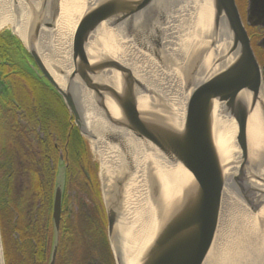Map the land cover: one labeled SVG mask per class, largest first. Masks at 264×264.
<instances>
[{
  "label": "water",
  "instance_id": "obj_1",
  "mask_svg": "<svg viewBox=\"0 0 264 264\" xmlns=\"http://www.w3.org/2000/svg\"><path fill=\"white\" fill-rule=\"evenodd\" d=\"M10 1L18 25L27 17L25 37L11 29L1 30L0 35L21 45L23 70L61 102L90 158L93 140H103L125 159L130 140L124 135L139 142L143 179L132 180L133 165L125 175L110 170L109 200L102 163L93 162L115 264H264V75L247 31L264 29V0H248L246 19L236 0H86L74 34L73 69L68 73L50 69L40 51L41 31L55 27L60 0ZM18 1L28 7L26 12L16 11ZM187 2L205 8V17L195 31L197 21L173 30L181 47L190 33L192 41L188 52L179 50L180 81L170 93L136 76L113 40L117 36L131 41L170 75L172 62L165 59L164 40ZM258 46L264 50V37ZM8 92V85L0 82V93ZM89 106L97 112L95 120L87 116ZM225 132L227 138L221 143ZM63 163L61 157L48 264H55L57 253L67 175ZM166 171L173 173L172 180L160 176ZM134 189L146 209L142 236L147 239L129 255L120 227ZM225 191L245 208L253 241L219 238L227 248L215 262L210 252L217 250ZM244 235L240 231L239 238ZM0 264H5L1 231Z\"/></svg>",
  "mask_w": 264,
  "mask_h": 264
},
{
  "label": "trees",
  "instance_id": "obj_2",
  "mask_svg": "<svg viewBox=\"0 0 264 264\" xmlns=\"http://www.w3.org/2000/svg\"><path fill=\"white\" fill-rule=\"evenodd\" d=\"M15 42L3 34L0 35V79L11 89L12 80L30 82L33 86V89L30 88L31 95L24 89H20L18 95L25 98L23 107L32 122L34 119L40 122L43 131L47 133V139L40 142L38 150L35 149V158L32 156L40 168L39 171V166L31 169L35 174L31 187L27 189L20 190L15 187L14 176L10 175L15 164L10 163V157L6 158L5 150L4 153L0 151V229L5 262L22 264L24 257V264H48L54 236L51 214L58 149L66 153L65 146L68 145L64 201L70 190L75 189L78 204V231H69L71 239L78 240L80 237L88 250V257L83 264H115L108 242L107 219L96 166L75 127L67 139L71 122L65 108L53 93L23 70V50ZM261 64L264 73V61ZM11 96L14 100L13 90ZM10 102L11 98L3 106L8 107ZM39 122L36 121L35 126ZM50 161L54 163L52 168ZM38 202L40 207H37Z\"/></svg>",
  "mask_w": 264,
  "mask_h": 264
},
{
  "label": "bare ground",
  "instance_id": "obj_3",
  "mask_svg": "<svg viewBox=\"0 0 264 264\" xmlns=\"http://www.w3.org/2000/svg\"><path fill=\"white\" fill-rule=\"evenodd\" d=\"M86 0H60V11L55 20V27L51 30L43 29L40 34V51L45 64L51 69V66L56 67L58 70L68 73L73 69L72 62V46L74 40V34L76 27L78 25V20L83 14ZM27 6L18 1L16 4L17 12H26ZM205 8L197 7L196 5H191L188 2L184 4L182 13L179 15L174 22V25L167 30L169 36L166 33V38L164 40L165 59L172 63L169 64L168 73L170 75L162 73L157 63L154 62L147 54L141 53L137 50V47L133 45L131 41L123 42L119 38H112L116 43L117 47L121 49L122 56H124L123 61L127 66L138 76L143 82L147 84H154L158 89L166 91L169 89H175V82L180 81L179 79V66L183 62L178 59L179 50L184 48L187 52L190 50L191 46V34H188L190 38L184 40V45L181 47L180 42L175 43V34L173 30H176L178 24L186 26L189 22L195 23L197 29V24L204 22ZM27 15V14H26ZM185 17V18H184ZM193 18V20H192ZM27 24V17L21 20L20 24H17L15 17L13 16V11L11 7L10 0H0V31L3 29H11L14 33L25 37V28ZM179 29V28H178ZM115 36V35H113ZM181 41V40H180ZM182 52V51H181ZM141 53V54H140ZM164 54V53H163ZM184 53L182 52V55ZM187 55V54H186ZM181 60V61H180ZM176 69V70H175ZM54 72H56L54 70ZM59 80H62L61 76H57ZM171 90L169 92L171 93ZM179 103V101H176ZM87 116L91 120L97 118V112L91 106L87 110ZM129 142L126 149V159L122 155H118V151H115L106 144L103 140L91 141V146L95 155L100 159L102 163V179L104 184L105 198L107 200L111 199L112 196V179L110 176V170L114 169L119 173L118 175H125L128 171L129 165H133L135 168L136 176H131L132 180L143 179L145 171V162L143 156L141 155V148L139 142L130 135H124ZM227 138V132L221 136V143ZM30 159V158H29ZM120 160L121 162H116ZM29 166L28 164H24ZM161 174V173H160ZM160 175L163 180H172L173 173L167 172ZM164 176V177H163ZM139 180V181H140ZM132 194L131 202L127 204V213H125V218L123 220V226L120 227V232L126 238L125 246L131 255L137 250V246L140 248L144 245L146 241V236H142L143 231L146 227L147 213L144 205H142L141 196H139L138 190L134 189ZM136 219V222L133 220ZM251 224L248 223V216L245 212V208L236 203L231 194L225 193L222 197L221 202V213L219 217V224L217 230V236L215 243L218 238H225L229 240H235L238 238L237 242L241 243L243 239L252 242L250 235L252 236L253 231L251 230ZM240 231L245 232L244 238H239ZM247 232V233H246ZM142 238V239H141ZM252 238V237H251ZM211 257L214 258L215 262H219L222 258L220 249L210 252ZM133 259V258H132Z\"/></svg>",
  "mask_w": 264,
  "mask_h": 264
},
{
  "label": "flooded vegetation",
  "instance_id": "obj_4",
  "mask_svg": "<svg viewBox=\"0 0 264 264\" xmlns=\"http://www.w3.org/2000/svg\"><path fill=\"white\" fill-rule=\"evenodd\" d=\"M247 6L248 3L246 0V6L243 10L244 14L247 10ZM263 34L264 31L260 29L250 30L251 41L253 46L255 47L256 52L259 51L258 49H261L257 45ZM10 82L12 89L9 87V92L7 94L0 93V102L3 104H5V102H7L11 97L12 90L15 94L14 100L8 103V107H6L8 112H6V109L3 107L0 110V151L4 153L5 150L7 152L6 158L10 157V159H8L10 163L15 164L10 175L14 176L13 183L15 184V187L21 190L23 188L27 189L31 187L32 178H34L33 174H35L34 172H32V170L35 169V166L36 168L38 166V168H40V165L36 164L37 162L34 159L35 149H39L38 146L40 143L37 142L36 146L34 144V140L36 138L34 133V124L30 120V115L27 114L26 109L23 107V100L25 98L18 95L20 93V89L26 90L31 95L30 88H32L33 86L27 80H12ZM24 164H28L29 166H26ZM69 205L70 199L69 196H67L62 204L55 264H83L88 257V250L82 239L80 237H78V240L71 239L72 235L69 231H72L73 229H75V232L78 231L76 230L78 204L77 212L75 213V215L69 209ZM37 207H40V202H38ZM72 214L73 217L71 218L70 216ZM63 222L64 225L62 224ZM61 230L63 231V234H61ZM25 261L26 259L23 257L22 264H24Z\"/></svg>",
  "mask_w": 264,
  "mask_h": 264
},
{
  "label": "rangeland",
  "instance_id": "obj_5",
  "mask_svg": "<svg viewBox=\"0 0 264 264\" xmlns=\"http://www.w3.org/2000/svg\"><path fill=\"white\" fill-rule=\"evenodd\" d=\"M236 2H237L238 7L240 8V10H243L245 8L246 0H236ZM258 50L259 51L257 53H258L259 61H260V63H263V61H264V50H262V49L261 50L258 49ZM34 120L35 121L33 122V124L36 123V121L39 122L37 119H34ZM34 127H35V129L34 128L33 129H34V133H35V137H36L35 140H34V144L36 146L37 142L40 143V142H43L45 139H47V133H45L43 131L42 126L40 125V122L36 126L34 124ZM59 150L60 149H58V152H59ZM91 151H92V149H91ZM92 153H91L92 162H97L98 163V157L95 154H92ZM52 165H53V162L50 161V168H52ZM37 169L39 171V168H37ZM52 172H53V169H52ZM38 175H39V173H38ZM76 194L77 193H76L75 189L70 190V192L68 193V196H69V199H70L69 209L72 211V213L74 215L77 212ZM131 197H132V195H131ZM73 214L70 216L71 218L73 217ZM73 219H71V220H73ZM17 238H18V236H17ZM215 248L216 249H220V251H221L222 249H225L227 247H226V244L223 243V241L218 238L216 243H215ZM211 264H212V262H211ZM220 264H223V263H220Z\"/></svg>",
  "mask_w": 264,
  "mask_h": 264
}]
</instances>
